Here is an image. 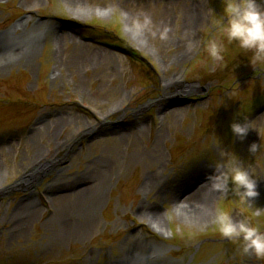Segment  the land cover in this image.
<instances>
[{
  "label": "rangeland",
  "instance_id": "obj_1",
  "mask_svg": "<svg viewBox=\"0 0 264 264\" xmlns=\"http://www.w3.org/2000/svg\"><path fill=\"white\" fill-rule=\"evenodd\" d=\"M222 7L0 0V32L17 22L43 31L0 59V264H264L213 223L224 199L208 179L216 134L259 176L264 206V148L249 151L264 144V67L225 40L212 69L205 42L220 33L210 9ZM243 116L254 128L240 140L230 124ZM227 196L235 218L247 213Z\"/></svg>",
  "mask_w": 264,
  "mask_h": 264
},
{
  "label": "clouds",
  "instance_id": "obj_2",
  "mask_svg": "<svg viewBox=\"0 0 264 264\" xmlns=\"http://www.w3.org/2000/svg\"><path fill=\"white\" fill-rule=\"evenodd\" d=\"M213 29L219 31V37L205 42L208 56L215 70L225 61L226 44H235L240 49L251 51L250 63L256 68L264 67V0H223L221 12L210 9ZM137 30H144L152 23L149 17L133 22ZM161 39L168 38V29L160 33ZM240 115V114H238ZM232 134L240 140L247 137L251 122L234 118L230 124ZM222 140L216 134L212 146L218 149V155L212 161L214 171L208 179L213 187L229 199L227 194H235L238 204L247 213L235 218L231 210L221 200L217 206L214 227L227 239L242 241L243 253H251L258 259H264V225L259 222L264 217V206L257 205L254 198L259 195L258 180L253 170L247 167L234 149L222 147ZM264 144L252 142L249 151L257 153ZM255 206V207H253ZM252 217L258 218L255 222Z\"/></svg>",
  "mask_w": 264,
  "mask_h": 264
},
{
  "label": "bare ground",
  "instance_id": "obj_3",
  "mask_svg": "<svg viewBox=\"0 0 264 264\" xmlns=\"http://www.w3.org/2000/svg\"><path fill=\"white\" fill-rule=\"evenodd\" d=\"M60 20L62 22H66V23L72 21V20H67L65 18L64 19L61 18ZM17 30H21V32H16ZM42 32L43 31L38 29V28L26 29L23 24H21L20 22H17L16 25L14 26V30L10 29L9 31L0 34V59H2V57L4 55H10L11 52H13L14 48L18 47L20 45L22 46L23 42L31 40L33 37L40 36ZM175 83H176L175 79L169 80L167 83H165L166 89L169 90L170 88H172V85ZM173 87H176V84L173 85ZM177 88L179 91H184L186 86H184L182 84V85H178ZM47 161H49V160H47ZM82 182L83 181H81V179H77L73 183L74 184L76 183V185H78V187L81 188V186L83 185ZM71 184L72 183L65 184L64 186H62V188H60V191L55 192L53 189V191H54L53 194L64 195V194L68 193L71 190L70 188H68V185H71ZM193 187H194V185L187 188V189H184V190L187 192H190L193 190ZM204 190H206L205 186L203 188L199 189L197 192H195L194 195H197L199 192H202ZM84 192H85V194H84ZM88 193H89V190L88 191L87 190L81 191L77 194L76 198L80 199L81 197H83L84 195H86ZM191 196H193V194ZM179 213H180V211H179ZM186 213L187 212H185V214L183 213V215H185V216L190 215V213H187L188 215ZM193 216L195 218H198V219L203 218V214H199V213L197 215L193 214ZM153 223L155 225H152V226H153V228H155V230L160 231V232H162L164 230L161 222L154 219ZM150 257H151V255H150ZM143 260L148 261V258H144V259H142V261ZM129 264H135V263H129ZM137 264H139V263H137ZM148 264H153V263H148Z\"/></svg>",
  "mask_w": 264,
  "mask_h": 264
},
{
  "label": "water",
  "instance_id": "obj_4",
  "mask_svg": "<svg viewBox=\"0 0 264 264\" xmlns=\"http://www.w3.org/2000/svg\"><path fill=\"white\" fill-rule=\"evenodd\" d=\"M11 30H13V27L11 28ZM6 32H7V31H6ZM2 33H4V32H0V34H2ZM184 86H188V85H187V84H185ZM46 162H48V161H46ZM16 183H17V182H15V183L11 184V186H10V187L14 186Z\"/></svg>",
  "mask_w": 264,
  "mask_h": 264
},
{
  "label": "flooded vegetation",
  "instance_id": "obj_5",
  "mask_svg": "<svg viewBox=\"0 0 264 264\" xmlns=\"http://www.w3.org/2000/svg\"><path fill=\"white\" fill-rule=\"evenodd\" d=\"M49 162V161H48Z\"/></svg>",
  "mask_w": 264,
  "mask_h": 264
}]
</instances>
